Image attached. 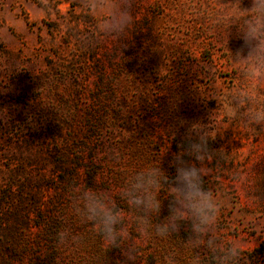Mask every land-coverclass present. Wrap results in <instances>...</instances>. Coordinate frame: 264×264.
<instances>
[{"label": "rangeland", "instance_id": "obj_1", "mask_svg": "<svg viewBox=\"0 0 264 264\" xmlns=\"http://www.w3.org/2000/svg\"><path fill=\"white\" fill-rule=\"evenodd\" d=\"M102 3L0 0V264H125L129 246L136 264H209L187 225L167 239L139 235L118 195L135 170L173 174L186 130L212 150L203 166L222 204L216 247L243 241L240 264H264V126L246 119L264 106V79L234 56L250 0H134L122 33L103 30ZM83 184L111 190L125 210L132 237L121 249L75 214Z\"/></svg>", "mask_w": 264, "mask_h": 264}, {"label": "clouds", "instance_id": "obj_2", "mask_svg": "<svg viewBox=\"0 0 264 264\" xmlns=\"http://www.w3.org/2000/svg\"><path fill=\"white\" fill-rule=\"evenodd\" d=\"M133 7L134 0H111L107 6L102 3L101 10L107 12L103 30L108 33L128 31L129 25L134 23ZM238 19L241 22L236 38L241 43L234 51L235 59L251 63L257 69L256 79H264V0H250V6L241 8ZM246 119L250 128L264 126V106L253 108ZM180 148L172 159L173 174L161 164L135 170L120 187L119 199L128 210L137 214L139 235L167 239L187 225L188 242L194 249H208L209 264H240L249 254L245 242L233 241L220 250L212 237L222 204L220 198L205 187L203 165L212 151L208 139H201L186 130ZM165 191L167 214L161 218V193ZM73 207L81 220L94 227L106 249H121L125 241H131L126 212L111 190H98L83 184L76 192ZM57 236L58 243L68 240V235L63 232ZM123 255L125 264H136L138 249L129 246ZM193 264H202V261L195 257Z\"/></svg>", "mask_w": 264, "mask_h": 264}]
</instances>
